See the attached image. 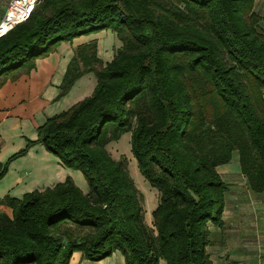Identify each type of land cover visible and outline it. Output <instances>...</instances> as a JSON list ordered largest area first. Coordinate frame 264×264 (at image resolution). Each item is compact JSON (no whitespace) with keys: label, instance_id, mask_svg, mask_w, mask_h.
Returning a JSON list of instances; mask_svg holds the SVG:
<instances>
[{"label":"trees","instance_id":"1","mask_svg":"<svg viewBox=\"0 0 264 264\" xmlns=\"http://www.w3.org/2000/svg\"><path fill=\"white\" fill-rule=\"evenodd\" d=\"M8 1L0 0V19ZM256 0H43L0 37V87L36 69L62 43L112 30L104 64L96 40L75 50L58 98L94 73L93 93L52 117L36 144L83 172L22 198L0 199V264H70L75 252L126 264H213L209 225L223 228L228 184L219 167L238 153L251 191L264 193V31ZM136 126L134 127V124ZM131 132V151L159 194L153 226L142 194L107 146Z\"/></svg>","mask_w":264,"mask_h":264},{"label":"rangeland","instance_id":"2","mask_svg":"<svg viewBox=\"0 0 264 264\" xmlns=\"http://www.w3.org/2000/svg\"><path fill=\"white\" fill-rule=\"evenodd\" d=\"M254 11L261 16L262 21L259 24V28L264 31V0H256ZM92 40L97 41L98 55L102 58L105 65L113 59L117 50L121 47V41L112 30H103L86 36L84 42ZM64 44L69 43L65 42L61 45ZM90 75L92 76L88 77ZM95 78L97 80L93 72L84 75L71 87L66 95L60 98L58 96L61 92V84L55 86L56 93L50 94H56L54 103L45 108L42 116L47 115L48 118V115L52 112L58 111L60 113L66 106L68 107L71 103L85 97L84 93L88 91V85ZM63 99L64 101L62 102ZM135 126L136 123L134 124ZM22 131L11 130L9 128L0 130V135H3V138L0 139V166L5 164L13 154L20 150H16V148L21 144V141H26V144L22 148L27 145V140L29 139L27 137L32 133L30 120L23 121ZM107 149L115 160H122L124 162L125 167L142 194L143 201H145L146 196L149 197V194H154V190L156 189L151 188L141 174L137 161L131 151V132L124 134L118 141L111 142L107 146ZM48 154L50 157L40 156V163L37 164L36 173H38L41 167L45 166L47 168L46 175L48 173L50 175H58V169L56 170V165L58 164L61 168L70 170V168L62 165L55 154L52 152H48ZM238 156V153L234 152L231 162L218 169L223 180L228 184L224 212L225 225L223 228H218L212 224L209 225L211 243L208 247V253L213 264H264V193L256 194L250 190L247 178L241 173ZM23 159L24 156H21L9 163L8 172L0 179L1 191L8 185L9 178L17 175L22 166L26 169L27 179L33 175V165L30 164L33 159L29 158L25 161ZM71 171L74 173V181L78 186L82 187L83 182H86V187L89 186L83 172L72 168ZM150 226L154 227L153 222ZM163 264H166V262L163 261Z\"/></svg>","mask_w":264,"mask_h":264},{"label":"crops","instance_id":"3","mask_svg":"<svg viewBox=\"0 0 264 264\" xmlns=\"http://www.w3.org/2000/svg\"><path fill=\"white\" fill-rule=\"evenodd\" d=\"M85 38L86 36H82L76 38L73 43L61 45L48 57L38 59L36 69L29 74H24L17 81L8 82L0 87V130L9 128L11 130L22 131L23 121L30 120L32 133L28 135L27 138L31 140L37 139V129L44 124L49 117L58 114L57 111L49 114L48 118L47 115L42 116V112L45 108L54 103L56 94H50L56 93L54 87L62 83L66 69L74 56L76 48L78 45L84 43ZM91 76L92 75L88 77ZM96 84L97 80L95 78L88 85L89 89L84 93L85 97H82V99L93 93ZM79 101L71 103L68 107L66 106L64 110H67ZM1 138H3V135H0V139ZM24 144H26V141H21V144L16 150L21 149ZM48 152L49 151L42 144H36L33 146L23 159V161L29 158L33 159L30 163L33 165V175L27 179L26 169L22 166L17 175L14 177L12 176L13 178H9L8 185L3 188L2 191L0 190V199H3L6 195L22 198L24 194L28 192L44 190L47 187H52L56 185V183L66 180L68 176H71L74 179V173L71 171V168L70 170L63 169L59 164L56 165L58 175H50L49 173L46 175L45 172L47 168L45 166L41 167L38 173H36L37 164L40 163V156L43 155V157H50ZM85 183L83 182L81 189L87 193L89 191V186L86 187ZM158 204L159 194L157 190H154V194L151 193L149 194V197L146 196L144 203L146 210L145 220L148 225L153 222L152 213ZM1 214H7L8 216L13 217V209L8 205L0 204V215ZM163 261L165 260H161L160 264H163ZM70 264H126V262L124 255L120 251H117L112 256L100 261L88 260L83 257L82 252L78 251L73 254Z\"/></svg>","mask_w":264,"mask_h":264},{"label":"built area","instance_id":"4","mask_svg":"<svg viewBox=\"0 0 264 264\" xmlns=\"http://www.w3.org/2000/svg\"><path fill=\"white\" fill-rule=\"evenodd\" d=\"M43 0H8L0 19V37L5 36L17 25L30 19Z\"/></svg>","mask_w":264,"mask_h":264}]
</instances>
